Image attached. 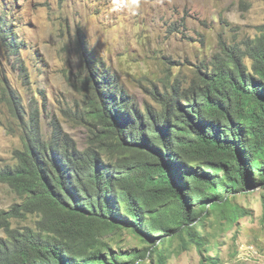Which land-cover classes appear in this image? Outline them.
Returning a JSON list of instances; mask_svg holds the SVG:
<instances>
[{"label": "trees", "instance_id": "16d2710c", "mask_svg": "<svg viewBox=\"0 0 264 264\" xmlns=\"http://www.w3.org/2000/svg\"><path fill=\"white\" fill-rule=\"evenodd\" d=\"M12 21L0 16V29ZM258 30L223 43L195 78L169 79L157 108L139 107L90 60L95 127L85 147L37 126L13 163L0 161V182L21 199L0 211V264H166L162 248L175 238L197 245L202 264H222L205 254L200 227L214 213L238 221L246 209L233 198L264 184V23ZM30 215L34 225L12 227ZM127 231L146 245L114 248Z\"/></svg>", "mask_w": 264, "mask_h": 264}, {"label": "rangeland", "instance_id": "374dc122", "mask_svg": "<svg viewBox=\"0 0 264 264\" xmlns=\"http://www.w3.org/2000/svg\"><path fill=\"white\" fill-rule=\"evenodd\" d=\"M0 8L6 9L0 16L13 20L0 29L2 163L15 161L16 149L24 147L26 134L37 126L41 137H50L58 126L85 147L95 127L90 60L114 75L139 107L157 108L169 79L195 78L223 43L237 45L254 37L264 23V0H142L134 15L113 10V0H0ZM7 29H12L9 35ZM18 100L21 113L14 104ZM263 195L261 184L233 198L246 209L238 221L229 224L214 213L200 227L208 241L205 254L219 257L222 264H264ZM15 203L21 199L0 182V211ZM1 214L0 238L5 239ZM36 219L13 218L12 227L23 229ZM248 243L262 256L242 258ZM145 245L130 231L113 239L114 248ZM162 254L166 264H202L197 245L183 249L180 238L165 244Z\"/></svg>", "mask_w": 264, "mask_h": 264}, {"label": "clouds", "instance_id": "9594fccd", "mask_svg": "<svg viewBox=\"0 0 264 264\" xmlns=\"http://www.w3.org/2000/svg\"><path fill=\"white\" fill-rule=\"evenodd\" d=\"M113 5V10L126 9L134 15L142 8V0H113Z\"/></svg>", "mask_w": 264, "mask_h": 264}, {"label": "built area", "instance_id": "2783aa9c", "mask_svg": "<svg viewBox=\"0 0 264 264\" xmlns=\"http://www.w3.org/2000/svg\"><path fill=\"white\" fill-rule=\"evenodd\" d=\"M243 257L242 258H258L261 257L262 254L260 252V249L253 243H248L245 245L242 249ZM242 253L240 256H242Z\"/></svg>", "mask_w": 264, "mask_h": 264}]
</instances>
